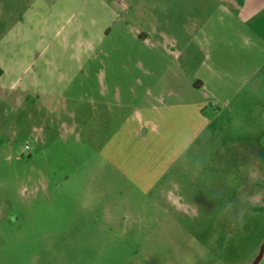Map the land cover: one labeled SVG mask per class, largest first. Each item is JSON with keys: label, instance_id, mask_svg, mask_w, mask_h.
Here are the masks:
<instances>
[{"label": "rangeland", "instance_id": "rangeland-1", "mask_svg": "<svg viewBox=\"0 0 264 264\" xmlns=\"http://www.w3.org/2000/svg\"><path fill=\"white\" fill-rule=\"evenodd\" d=\"M201 1L0 0V264L253 263L264 17Z\"/></svg>", "mask_w": 264, "mask_h": 264}, {"label": "crops", "instance_id": "crops-1", "mask_svg": "<svg viewBox=\"0 0 264 264\" xmlns=\"http://www.w3.org/2000/svg\"><path fill=\"white\" fill-rule=\"evenodd\" d=\"M205 1L210 0H202L201 2L204 4ZM213 2H217L215 13L211 14L213 18H216L218 21L227 19L240 22L246 28V31H249V28H253L254 21H258L260 17H264V0H213ZM253 30L255 31L254 28ZM254 35H256L255 32ZM261 41L264 42L262 39ZM207 51H209L208 47ZM221 65L224 66V64ZM206 69L209 72V78L200 80L203 88H205V82L209 83L210 80H214L221 85L226 84V78L223 76L226 74V71L220 73L216 67L211 66H207Z\"/></svg>", "mask_w": 264, "mask_h": 264}, {"label": "water", "instance_id": "water-1", "mask_svg": "<svg viewBox=\"0 0 264 264\" xmlns=\"http://www.w3.org/2000/svg\"><path fill=\"white\" fill-rule=\"evenodd\" d=\"M262 253H264V243H262L260 249H259V253L257 255V257L255 258V260L253 261L252 264H257L258 260L260 259Z\"/></svg>", "mask_w": 264, "mask_h": 264}, {"label": "built area", "instance_id": "built-area-1", "mask_svg": "<svg viewBox=\"0 0 264 264\" xmlns=\"http://www.w3.org/2000/svg\"><path fill=\"white\" fill-rule=\"evenodd\" d=\"M23 149H24V150L28 149V145L25 144Z\"/></svg>", "mask_w": 264, "mask_h": 264}]
</instances>
